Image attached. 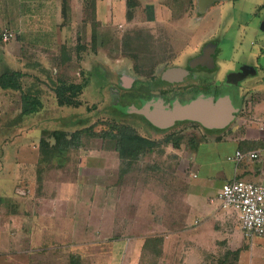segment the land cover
<instances>
[{"label": "rangeland", "instance_id": "374dc122", "mask_svg": "<svg viewBox=\"0 0 264 264\" xmlns=\"http://www.w3.org/2000/svg\"><path fill=\"white\" fill-rule=\"evenodd\" d=\"M39 1L43 5H34L32 0H0V31L12 32L11 39H0V74L24 72L23 90L37 93L43 103L37 113L23 116L21 92L0 89V225L5 227L0 233V249L22 247L17 229L20 222L32 220L11 216L28 211L50 218L36 219L35 227L22 234L25 246L69 247L75 243L71 250L83 249L85 264H137L144 238L154 234L164 236V255L156 261L149 259L148 264H216L227 250L245 245L240 264H264V238L255 236L250 241L243 235L237 210L218 209V199L208 201L217 196L231 168L226 157L234 149L228 138L232 129L226 132L227 124L214 126L200 116H184L182 120H189L183 125L152 132L142 116H133L138 112L151 115L143 106L151 99L146 100L145 87L138 92L130 88L133 80L145 83L151 77L148 67L152 61L159 64L154 69L158 73L178 62V56L186 58L198 52L212 37L219 44L217 60L222 67L235 66L248 75L256 70L264 79V54L259 60L262 68L242 56L250 49L264 53V0H219L205 13H197L194 0H134L130 21L124 18V0L111 6L110 0H67L65 17L61 15L63 1L55 8L54 0ZM92 1L94 16L86 5ZM96 18L103 23L91 32L90 23ZM121 20L124 23L118 24ZM61 54L68 58L64 63ZM168 59L171 62H166ZM235 59L249 63L239 66ZM224 75L222 68L217 87L231 100L233 94L237 101L244 94L234 111L251 118L250 123L243 124L238 118L234 124L249 128L253 124L257 132L264 125V90L255 88L264 89V80L261 83L251 76L246 79L247 87L236 90L239 87L235 89ZM58 80L86 83L77 97L80 105L57 103L65 96L56 98ZM129 108L136 112H128ZM179 112L173 108L171 114ZM253 119L261 122L256 124ZM84 122L96 132L118 126L149 138L171 134L173 140H179L180 148L168 145L157 157L156 153L146 155L120 180L113 142L101 136L87 137L79 149L68 151L63 166L54 161L38 174L40 138L53 143V129L72 132ZM200 160L204 165H199ZM239 178L253 182L249 174ZM49 221L58 223V233L47 240L42 226L53 227ZM118 239L125 242L121 245ZM41 253L30 254L37 264H59L67 257L58 260L39 256ZM18 256H11L7 264L24 262L25 257ZM223 264H236L234 256L228 255Z\"/></svg>", "mask_w": 264, "mask_h": 264}, {"label": "trees", "instance_id": "16d2710c", "mask_svg": "<svg viewBox=\"0 0 264 264\" xmlns=\"http://www.w3.org/2000/svg\"><path fill=\"white\" fill-rule=\"evenodd\" d=\"M61 1H63L61 5L62 6L61 15L65 17L68 9L67 0H61ZM90 3L91 5H89ZM90 3L86 2V5L90 7V10L94 16L95 5L93 4V1ZM125 5H126V11H125L126 19L131 20L132 14L130 9L135 6V1L126 0ZM95 21L96 22H94L93 24L90 23L91 32L93 27L99 25V20L97 18ZM0 32L2 33V31ZM93 32H94L93 34H95V31ZM94 38L95 36H92V39ZM59 58L61 59L62 63L68 60L65 54H61ZM25 75L26 74L24 72L17 70L12 72H8V71L2 72L0 74V89L3 90L9 89V90H15L21 92L20 113L23 116L37 113V111H39L43 107L42 100L38 97L37 93L25 92L23 90L21 85V78ZM85 85L86 83L84 82L77 84H73V83L67 84L66 82L58 80V84L54 87L56 98L60 99L61 95H65V96H63L62 100H57V103L59 105H67V106L80 105V101L78 100L77 97L81 94ZM206 91L209 92L208 90ZM206 91H203V93L207 94ZM86 122L82 123L83 127L76 129L72 132H68L66 130L58 129V128L53 129L50 133L51 136L54 138L53 143H49L43 137L40 138L39 141L40 158L38 160V165H37L38 174L39 172L43 173L47 167L53 165L54 161L58 162L56 163L57 166L58 165L60 167L63 166L68 151L70 149H79L81 147V144L84 142V139L87 137L91 138V137L101 136L102 138L104 139L108 138L113 142V149L117 152L119 159L118 179L122 178L124 175H127L128 173L133 171V167L136 164L140 165L145 159L146 155H151L152 153H156V157H157V154L159 155L161 153L163 154L164 147L168 145H171L176 150H179L178 148H180L179 140L178 139L173 140L171 134L160 136L158 138H149L148 136H144L137 133L133 129H129L125 127H119L118 129V126H111L107 130H100L96 132L93 130V128L92 131H90L92 125L84 126ZM151 126H153L158 131L157 127H155L152 124ZM159 131L163 132L165 130H159ZM217 138L220 139L219 136ZM263 145H264V139L249 140L246 143V146L242 145L241 147H239V149L241 151H246L250 149L254 150L260 148ZM156 157H154V161H153L154 164L158 163ZM46 162L48 164H46ZM163 240H164V236L161 234H154L145 237L141 245V252L139 254V260L137 264H148L147 261L149 259L156 261L159 258H162L164 255ZM239 251H240V247L235 250H227V252L223 256V259H221L220 262L217 261L216 264H223L225 258L226 257L228 258V255L231 254L234 256V259L236 261L239 255ZM70 254H72L68 258L70 264H85L83 260L84 259L87 260V257L86 255L83 254V252L81 253V251L80 252L71 251ZM101 264H105V263H101Z\"/></svg>", "mask_w": 264, "mask_h": 264}, {"label": "crops", "instance_id": "0c3cea01", "mask_svg": "<svg viewBox=\"0 0 264 264\" xmlns=\"http://www.w3.org/2000/svg\"><path fill=\"white\" fill-rule=\"evenodd\" d=\"M28 1L29 0H22V2L23 3H28ZM114 1V2H113ZM157 1H159V0H157ZM195 1L196 0H194V3H195ZM221 1V0H220ZM220 1H218V2H220ZM58 2H59V0H54V8H55V6L58 4ZM110 6L112 5V4H115V2H117V0H110ZM32 4H34V5H43V2H41V1H39V0H32V2H31ZM124 3H126V0H124ZM99 4V3H98ZM213 4H211L206 10H205V12H208L210 9V7L212 6ZM96 7H97V4H96ZM30 8V7H29ZM116 9V8H115ZM209 9V10H208ZM55 10H57V9H55ZM208 10V11H207ZM97 11V10H96ZM115 11V10H114ZM125 11H126V5H125V8H124V18L126 17L125 16ZM204 12V13H205ZM205 15V14H204ZM203 15V16H204ZM20 16H23V15H20ZM28 18V17H27ZM21 19H23V18H21ZM29 19V18H28ZM98 19V18H97ZM98 20H100V19H98ZM126 20V19H125ZM103 21V20H102ZM128 21H130V20H128ZM22 23V22H21ZM99 23L100 24H102L103 22H101V21H99ZM124 22L121 20V21H119L118 22V24H123ZM206 42H208V43H210L209 44V46H208V48H206V49H208V57H210V58H212V60H211V62H212V64H210L209 66H207L206 67V71H209V76H206V78H205V84H202L201 85V88H202V86H204V85H215L214 83H216V84H218L217 82H218V78H217V74H218V72L220 71V70H222V68H224V72H225V77L227 76V75H230V73H231V75L232 74H236V75H239L240 77L238 78V80L237 81H234V82H229V83H232V85L234 86V88L236 89L237 87H239V88H237L236 90H240V88H241V86L242 87H247V86H245V84H246V79L247 78H251V76L252 77H256L257 78V80H259L261 83H262V76H257L256 75V73H257V71L255 70V72H254V74L253 75H248L249 73L246 71V70H244V69H237V68H235V66H224V67H222L223 65H221V64H219V62H218V60H217V54H219L220 53V51H219V48H218V46H219V44H218V42L215 40V38H209L208 40H205ZM205 43V42H204ZM202 46V45H201ZM201 46H200V48H201ZM236 47H237V44H236ZM235 47V50H237V48ZM203 49L202 50H204V46L202 47ZM33 51H34V48L32 49ZM263 51H261V53L260 54H257L255 51H253V50H245L244 52H243V54H242V56L244 57V59H249V58H252L253 59V61L256 63V64H258L261 68H262V65L260 64V62H259V60H260V57L264 54V53H262ZM37 53V52H36ZM257 54V55H256ZM37 55H39L38 53H37ZM204 56V55H203ZM212 56V57H211ZM207 57V56H206ZM216 57V58H215ZM184 58V55H182V56H180V58H177V61L178 62H181V59H183ZM234 59V58H233ZM35 60V59H34ZM219 60H220V58H219ZM168 61H169V59H168ZM167 61V62H168ZM235 61H236V59H235ZM239 61V60H238ZM232 62H234V61H232ZM199 63V62H198ZM217 63V64H216ZM236 63L237 64H239V66L240 65H245L246 63H249V62H247V61H242V62H237L236 61ZM252 64V63H251ZM215 67H216V69H215ZM221 67V68H220ZM163 68H165V67H163ZM162 68V69H163ZM215 69V70H214ZM212 70H214V71H212ZM169 74V75H172L173 74V76H174V78H173V80H182L183 79V77L186 75V72L184 71L183 73L180 71L179 73H173V70H171V69H168V68H166L165 69V74ZM182 73V74H181ZM155 74H157V76H155L154 75V77L155 78H157L159 75V72L158 73H155ZM150 76L151 77H149V78H147L146 79V81H147V84H151L150 83V81L149 80H151V78H152V75L150 74ZM166 77H168V76H166ZM224 77V78H225ZM232 77V76H231ZM258 77H260V78H258ZM169 78V77H168ZM154 79V78H153ZM225 80V79H224ZM223 80V82H225ZM227 80V79H226ZM264 80V79H263ZM186 81V80H185ZM228 82V81H227ZM259 82V83H260ZM227 86V85H226ZM208 88H210V86H207ZM154 87L153 86H148L147 85V89L148 90H150V89H153ZM204 88V87H203ZM208 88H206V89H208ZM253 88H255V87H253ZM205 89V90H206ZM257 89H259L260 91H262L263 92V88L261 87V88H255V90H257ZM216 93H217V95L219 96V95H221V94H223V95H225L224 93H223V91H221L219 88H216ZM264 93V92H263ZM261 94V98L263 99L264 98V94ZM207 94H212V93H207ZM213 95V94H212ZM217 96V97H218ZM233 96V98H234V100L232 99L231 100V98H230V96H229V98H230V101H231V103H232V105H233V107L234 106H236L237 107V105H241L242 104V101H243V99H244V94L242 95V97L241 98H239V101H237L236 100V98H235V94H233L232 95ZM213 97H214V95H213ZM151 99V98H150ZM148 102H150V101H148ZM151 102H152V99H151ZM150 102V103H151ZM240 103V104H239ZM164 104V103H163ZM166 104H164V106H165ZM169 106V108L171 109V110H173V108L175 107V105H174V107H172V105H171V103L168 105ZM171 106V107H170ZM252 108V107H251ZM235 115V116H234ZM241 114H236L235 113V111L233 112V119H231L228 123H227V128H225L224 130L227 132L230 128L232 129V135H228V138L230 139L229 141L230 142H232L233 143V145H234V149H233V151H232V153L231 154H233L234 152H235V150H240L239 149V147H241L242 145L244 146H246V143L249 141V140H258V139H264V125H262V126H260V127H258V131L257 132H254L253 130H254V128H253V124L250 126V128L248 127V126H244L243 124H245V123H250V121L249 120H251V118L250 119H247V118H245V117H242V116H240ZM238 118H242V120H244V122H243V124L241 125V126H236L234 123L236 122V120L238 119ZM176 119H179V118H175L174 119V121H173V124H171L172 126H170L171 128H174L175 126H177L178 125V122H177V120ZM181 119V118H180ZM192 119V118H191ZM232 121H233V125H231L232 124ZM241 121V120H240ZM162 123H164L163 121H161ZM242 122V121H241ZM252 122H254V123H258V122H261L260 120H254L253 119V121ZM200 123H203V122H200ZM153 124V123H152ZM155 127H159V126H157V125H155V124H153ZM202 125V124H201ZM234 125L236 126V128H233L234 127ZM203 126V125H202ZM255 126V125H254ZM167 127H165V126H163V127H159L158 129H163V130H165ZM249 130H251L250 132L251 133H249ZM222 134V133H221ZM221 134H219V135H221ZM218 136V135H217ZM220 141H223V140H220ZM250 150H253V149H250ZM250 150H246V151H250ZM246 151H243V152H246ZM194 157H197V152H195V156ZM190 160V159H189ZM188 160V161H189ZM190 162V161H189ZM230 163H231V168L228 170V173H227V176H226V178H225V180L224 181H228V180H230V179H232L233 177H235V178H238L239 179V176H241V175H244V174H249L251 177H253V182H261L260 180L261 179H263L264 178V158H262L261 160H258V161H250V160H242V161H240L239 163H234V162H231V161H229ZM199 165H204L203 164V161L202 160H200V162H199ZM192 173V172H191ZM219 190V189H218ZM215 199H216V197H209V199H208V201H209V203H214V201H215ZM218 209H223V208H221L220 207V205H219V207H218ZM35 211V210H34ZM214 215V214H213ZM212 215V216H213ZM12 218L14 217L15 219H18V218H20V219H22V218H29V219H31L32 221H28V222H20V224H21V226L20 227H18V229H17V232H16V234L19 236V238H20V241H21V243H22V247H12V246H9L8 248H4V249H0V264H7V262H6V260L7 259H10V257L11 256H18V255H21L22 254V256H23V258H24V262H18V264H37V262L35 261V259H33L32 257H31V252L32 251H39V250H41V254L39 255V256H43L44 255V257L45 258H49V257H51V256H55V257H57V259L60 257V258H62V259H64L63 257L64 256H67L64 260H62V261H60L59 259V264H70V262H69V260H68V258H69V256H70V253H71V249L74 247V245H75V243H72V244H70V246L68 247V246H56V245H54L55 247H51V246H49L48 247V245L47 246H33L31 243L28 245V246H25V244H26V240L23 242V238H22V234L23 235H27V233L28 232H26V230H28V228H33V227H35V223L34 222H36V219L38 220V221H40L41 219H44V218H50V217H47V216H41V214L40 213H37V212H31V213H29L28 211H26V212H23L20 216L19 215H17V216H11ZM42 217H44V218H42ZM18 221V220H17ZM53 223H51V221H49V223H51V224H53V227H50L48 224L47 225H45V227L43 228V226H42V229L44 230H46V234H45V236L46 235H48V237L46 238L47 240L49 239V238H51V236H53L54 234H57L58 233V231H56V226L58 225V223L56 222H54V221H52ZM9 227V226H8ZM5 229V227H2V225H0V233L3 231ZM165 238H166V236H165ZM121 240V245L125 242V241H122L123 239H118V241H120ZM252 239H250V241H251ZM77 244V243H76ZM79 244H80V242H79ZM261 245V244H260ZM83 247H84V245H82ZM81 246V247H82ZM12 247V248H11ZM127 247V246H126ZM246 245L245 246H242V247H240V251H239V255H238V258H237V260H236V264H240V257H241V255L244 253V250L246 249ZM13 248H16V249H13ZM69 248V249H68ZM125 248V247H124ZM239 248V247H238ZM43 249V250H42ZM126 249V248H125ZM233 250H235L234 248H232ZM231 249V250H232ZM87 251V250H86ZM82 252H83V249H82ZM81 252V253H82ZM141 252V251H140ZM119 253V252H118ZM124 253V252H123ZM15 254H18V255H15ZM122 256V255H121ZM8 257V258H7ZM19 257V256H18ZM2 260H4V261H2ZM123 260H124V258H123ZM138 260H139V257H138ZM137 263H138V261H137ZM11 264V263H10Z\"/></svg>", "mask_w": 264, "mask_h": 264}, {"label": "flooded vegetation", "instance_id": "af4514ba", "mask_svg": "<svg viewBox=\"0 0 264 264\" xmlns=\"http://www.w3.org/2000/svg\"><path fill=\"white\" fill-rule=\"evenodd\" d=\"M216 2H213L212 4H214ZM209 44L210 43H208V42L203 43L198 52L193 53V54L189 55L188 57L181 59V62H174L173 64L165 66V68H163V69L160 68L161 71L159 72V74H158L159 76L157 78H155L154 75L157 76V74H155V70L157 69L159 64L155 63V61H152L150 63V67H148V70L149 69L151 70V75H152L151 80H149L151 84H147V81L145 83H143L137 79L136 81L133 80L132 84L130 85L131 87L130 86L129 87L132 88V86H133V88L136 92H138L140 89L145 87L146 100L151 98L152 100L156 101L157 99H159L164 104H166L165 105L166 107H168V105L170 103H171V105H173L172 102H174V105H178L177 109L179 107H182L180 109V111L183 110L184 113L186 111H189V108L185 107V105H190V102H191L190 100L192 98H194L197 93L200 94V92L208 90L209 92H207V91L206 92L212 93L214 95V99H216L218 96L216 93V88H219V87H217V86H219L218 84L214 83L215 85H213V86L212 85H204L201 88V85L205 84L204 82H205L206 76H209V74H210L209 71H206L208 69V68L206 69V67L209 66L210 64H212L211 58H209L208 56L206 57V55L204 53L206 48H208ZM203 46H204V50H202ZM178 58H180V56H178ZM200 59H202V61ZM199 61L202 64L197 63ZM168 62H171V60H169ZM153 63H155V64H153ZM166 68L173 70V73H179L180 71L183 73L185 71L186 75L183 77L182 80H179V81L173 80V78H174L173 74L172 75H169L167 73L165 74ZM215 69H216V67H215ZM214 70H212V71H214ZM166 76H168L169 78ZM224 77H225V75H224ZM223 79H226V77ZM147 85L148 86L151 85L154 88L148 90ZM207 86H210V88H208ZM220 87H223V86H220ZM206 88H208V89H206ZM134 101H135V103H137L136 100H134ZM142 115L143 114L138 112V113L134 114L133 116H136L139 118ZM176 120L178 122V125H183V123L185 121H188L189 119L185 118V120H182V119H176ZM144 123H146V127H148V129L151 130L152 132H159V130H161V129H158V131H157V129H155L153 126H151L152 122H150L146 119H145ZM199 126L202 127V125H199Z\"/></svg>", "mask_w": 264, "mask_h": 264}, {"label": "built area", "instance_id": "2783aa9c", "mask_svg": "<svg viewBox=\"0 0 264 264\" xmlns=\"http://www.w3.org/2000/svg\"><path fill=\"white\" fill-rule=\"evenodd\" d=\"M12 32L2 30L1 39H11ZM264 158V145L260 148L243 152L236 150L228 155V161L239 163L242 160L258 161ZM221 208L232 207L239 215L243 235L249 239L264 238V182H251L233 177L224 181L217 192Z\"/></svg>", "mask_w": 264, "mask_h": 264}, {"label": "water", "instance_id": "95a60500", "mask_svg": "<svg viewBox=\"0 0 264 264\" xmlns=\"http://www.w3.org/2000/svg\"><path fill=\"white\" fill-rule=\"evenodd\" d=\"M215 1H219V0H196L197 13H204L205 10ZM204 53L206 56H208V49H206ZM200 60L202 61V59ZM199 63L201 62L199 61ZM236 74L231 75L230 73V75H227L226 76L227 81L228 82L237 81L240 76ZM190 101H191L190 105H185V107H188L190 111L187 114L185 113L188 111L184 113L183 110H181L179 114L178 113L171 114L172 110L169 108V106L168 107L164 106L163 102L159 99L151 103L144 101L143 106L145 107L147 106L146 108H148L151 111V115L147 116L143 114L142 116L146 120L152 122L153 124L159 127H163V126L168 127L171 124H173L175 118L180 119L183 116L186 117L191 116V118L200 116L202 119H204V121L207 119L208 121L207 124H211L214 126H224L233 117L234 107L228 95L221 94L216 99H214L212 94H204L203 92H200V94L197 93L196 96L192 98ZM177 107L178 105H175L174 108ZM130 108L127 110L128 112H136L135 110ZM181 108L182 107H179L178 109L180 110ZM158 112H161L162 116H160ZM169 119H171V121ZM161 121H163L164 123H162Z\"/></svg>", "mask_w": 264, "mask_h": 264}]
</instances>
